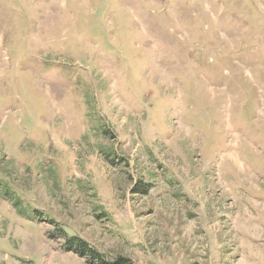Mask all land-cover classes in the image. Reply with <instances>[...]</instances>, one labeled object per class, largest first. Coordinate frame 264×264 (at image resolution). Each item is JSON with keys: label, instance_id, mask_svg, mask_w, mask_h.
I'll use <instances>...</instances> for the list:
<instances>
[{"label": "rangeland", "instance_id": "1", "mask_svg": "<svg viewBox=\"0 0 264 264\" xmlns=\"http://www.w3.org/2000/svg\"><path fill=\"white\" fill-rule=\"evenodd\" d=\"M59 229L264 264V0H0V264H91Z\"/></svg>", "mask_w": 264, "mask_h": 264}, {"label": "trees", "instance_id": "2", "mask_svg": "<svg viewBox=\"0 0 264 264\" xmlns=\"http://www.w3.org/2000/svg\"><path fill=\"white\" fill-rule=\"evenodd\" d=\"M103 154L106 157L110 156L108 152H103ZM147 187L148 185L139 184L136 186L135 190L137 193L145 194L147 192ZM59 230L63 234V249L68 252H73L82 258L88 259L91 264H134L133 261L126 257H118L114 261H108L105 259L103 254L99 253L96 249H93L92 246H90L84 240L80 239V237L68 236L66 235L67 233H63L64 231L62 229Z\"/></svg>", "mask_w": 264, "mask_h": 264}]
</instances>
